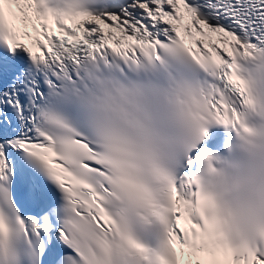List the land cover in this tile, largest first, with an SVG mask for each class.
<instances>
[{
  "label": "snow or ice",
  "instance_id": "1",
  "mask_svg": "<svg viewBox=\"0 0 264 264\" xmlns=\"http://www.w3.org/2000/svg\"><path fill=\"white\" fill-rule=\"evenodd\" d=\"M264 121V0H0V264H264L200 162Z\"/></svg>",
  "mask_w": 264,
  "mask_h": 264
},
{
  "label": "clouds",
  "instance_id": "2",
  "mask_svg": "<svg viewBox=\"0 0 264 264\" xmlns=\"http://www.w3.org/2000/svg\"><path fill=\"white\" fill-rule=\"evenodd\" d=\"M250 132L225 129L220 147L200 162V178L214 194L224 231L235 242L264 241V121Z\"/></svg>",
  "mask_w": 264,
  "mask_h": 264
}]
</instances>
